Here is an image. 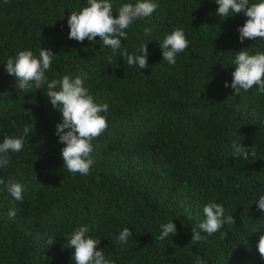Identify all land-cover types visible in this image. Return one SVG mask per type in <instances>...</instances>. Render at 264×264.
Instances as JSON below:
<instances>
[{
	"label": "trees",
	"instance_id": "obj_1",
	"mask_svg": "<svg viewBox=\"0 0 264 264\" xmlns=\"http://www.w3.org/2000/svg\"><path fill=\"white\" fill-rule=\"evenodd\" d=\"M111 2L115 16L136 0ZM156 2L113 53L100 37L68 38V18L87 0H0V143L31 128L22 151L9 153V166L0 168V264H75L67 239L81 225L114 264H195L198 256L207 264H264L257 249L264 212L256 205L264 195V94L258 86L240 94L225 87L236 53L264 52V39L241 43L238 28L247 17L217 16L215 0ZM176 28L190 44L170 65L160 42ZM145 43L149 67L128 66L123 48L135 55ZM41 48L55 56L49 80L79 76L97 103L109 105V126L92 141L88 175L64 168L65 145L56 135L62 113L46 90L21 92L5 71L9 56L23 50L38 56ZM233 143L255 146L256 156H234ZM10 179L25 185L22 201L8 193ZM209 202L222 204L235 223L211 236L201 231L204 238L192 243ZM170 220L177 235L161 241L160 225ZM124 228L133 234L127 244L115 239Z\"/></svg>",
	"mask_w": 264,
	"mask_h": 264
},
{
	"label": "clouds",
	"instance_id": "obj_2",
	"mask_svg": "<svg viewBox=\"0 0 264 264\" xmlns=\"http://www.w3.org/2000/svg\"><path fill=\"white\" fill-rule=\"evenodd\" d=\"M8 0H5L7 3ZM219 5L216 15L227 19L243 13L247 19L242 27L238 28L240 42L245 39L256 41L264 39V0L257 3H250V0H215ZM86 7L79 11H72L68 18L70 29L69 39L83 42L86 39L94 42L100 37L102 44L110 47L112 52L122 49V39L128 38L126 30L138 19L150 17L159 7L156 0H136V3H123L118 9V14H113L111 0H87ZM153 29L146 27V36L152 34ZM183 28H176L167 34L160 42L163 61L175 65L177 57L189 47ZM121 55L126 59L128 66H138L139 69L149 67L148 44H141L138 54H129L123 48ZM54 54L51 50L40 49L39 55L31 50L19 51L16 56H9L6 61L5 71L14 76L18 81V88L21 92L29 89H45V95L50 100L53 108L62 113V122L56 126L58 142L65 145L61 149L64 168L73 175H88L94 164L92 158V141L101 136L108 128L109 105L97 103L89 89L84 86V81L79 76L72 78L64 75L60 79L49 80L46 73L50 70ZM111 63V57L108 58ZM233 64L236 66L232 73L231 84L225 82V87H231L235 93L240 94L241 90L248 91L253 86H258V91L264 94V52L250 54L249 49H242L236 53ZM46 86V87H45ZM29 115L30 110L26 111ZM31 131L29 125L23 128L20 136L5 137L0 143V168L8 167L10 164L9 153L22 151L25 137ZM233 155L248 159L249 154L256 156L255 146L243 147L242 144L233 143ZM5 184L0 179V185ZM8 193L17 201L23 200V193L26 191L22 183L8 180ZM259 211L264 212V195H261L256 202ZM17 210L11 209L9 218L16 216ZM205 219L198 223L193 229L192 243L201 241L204 237L201 231L208 236L220 231L225 225H233L235 220L232 215L225 217V209L222 204L209 202L203 207ZM159 240L163 241L170 235H177V227L173 220L160 225ZM90 229L87 226L77 227L67 239L68 248L74 249L73 260L75 264H114V261L106 258L104 251L97 250L101 244L100 239L91 237ZM132 232L124 228L115 239L121 244H127ZM222 235H226L223 233ZM52 245L54 241H47ZM261 258H264V235L260 236L257 244ZM195 264H207L199 256Z\"/></svg>",
	"mask_w": 264,
	"mask_h": 264
}]
</instances>
